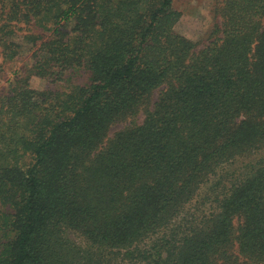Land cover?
<instances>
[{"label": "trees", "instance_id": "trees-1", "mask_svg": "<svg viewBox=\"0 0 264 264\" xmlns=\"http://www.w3.org/2000/svg\"><path fill=\"white\" fill-rule=\"evenodd\" d=\"M180 18L0 0V73L31 51L0 91V264H264V0H216L201 44Z\"/></svg>", "mask_w": 264, "mask_h": 264}, {"label": "rangeland", "instance_id": "rangeland-1", "mask_svg": "<svg viewBox=\"0 0 264 264\" xmlns=\"http://www.w3.org/2000/svg\"><path fill=\"white\" fill-rule=\"evenodd\" d=\"M215 6L216 0H174V8L181 13V18L175 26L176 32L198 44L205 42L214 28ZM25 32V30H19L16 36H14V40L22 45V49L18 57L4 64V70L0 73V91L8 89L9 82L13 79L16 71L22 67L29 66L31 63L29 45L21 39V35ZM84 79V75L80 73L78 76H72L70 82L81 83L84 82ZM31 86L39 90L50 87L45 81L38 78L31 79ZM68 86L69 83H62L57 85V87L56 85L53 87L64 90ZM154 97H156V94ZM121 127V124L113 126L110 129V135ZM237 166H240V164H236L232 168Z\"/></svg>", "mask_w": 264, "mask_h": 264}]
</instances>
